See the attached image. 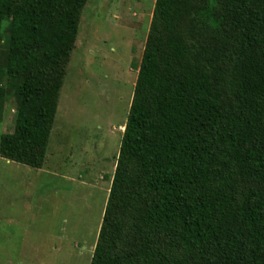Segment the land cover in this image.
I'll return each instance as SVG.
<instances>
[{"label": "trees", "instance_id": "obj_1", "mask_svg": "<svg viewBox=\"0 0 264 264\" xmlns=\"http://www.w3.org/2000/svg\"><path fill=\"white\" fill-rule=\"evenodd\" d=\"M87 0H0V156L41 167ZM90 264H264V0H155Z\"/></svg>", "mask_w": 264, "mask_h": 264}, {"label": "rangeland", "instance_id": "obj_2", "mask_svg": "<svg viewBox=\"0 0 264 264\" xmlns=\"http://www.w3.org/2000/svg\"><path fill=\"white\" fill-rule=\"evenodd\" d=\"M154 1L82 8L42 166L0 156V264H90ZM8 95L0 135L14 128Z\"/></svg>", "mask_w": 264, "mask_h": 264}, {"label": "crops", "instance_id": "obj_3", "mask_svg": "<svg viewBox=\"0 0 264 264\" xmlns=\"http://www.w3.org/2000/svg\"><path fill=\"white\" fill-rule=\"evenodd\" d=\"M95 245V244H94ZM93 248H94V246H93Z\"/></svg>", "mask_w": 264, "mask_h": 264}, {"label": "bare ground", "instance_id": "obj_4", "mask_svg": "<svg viewBox=\"0 0 264 264\" xmlns=\"http://www.w3.org/2000/svg\"><path fill=\"white\" fill-rule=\"evenodd\" d=\"M123 128V127H122Z\"/></svg>", "mask_w": 264, "mask_h": 264}]
</instances>
